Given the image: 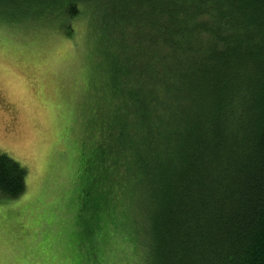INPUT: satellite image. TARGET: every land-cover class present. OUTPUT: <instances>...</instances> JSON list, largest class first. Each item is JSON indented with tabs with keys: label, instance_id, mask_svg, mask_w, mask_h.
Wrapping results in <instances>:
<instances>
[{
	"label": "trees",
	"instance_id": "obj_1",
	"mask_svg": "<svg viewBox=\"0 0 264 264\" xmlns=\"http://www.w3.org/2000/svg\"><path fill=\"white\" fill-rule=\"evenodd\" d=\"M0 16L68 37L89 21L111 117L88 120L90 150L108 139L82 195L89 237L123 188L147 264H264V0H0ZM26 175L0 153L2 196Z\"/></svg>",
	"mask_w": 264,
	"mask_h": 264
},
{
	"label": "rangeland",
	"instance_id": "obj_2",
	"mask_svg": "<svg viewBox=\"0 0 264 264\" xmlns=\"http://www.w3.org/2000/svg\"><path fill=\"white\" fill-rule=\"evenodd\" d=\"M8 21L0 16V153L27 175L18 199L0 194V264H147L141 226L123 188L118 198H101V230L88 236L85 215L92 212L81 205L82 195L97 174L98 157L108 155L105 128L90 150L91 110L101 111L99 126L111 121L101 80L106 70L98 47L90 51L88 19L75 20L69 37L58 22Z\"/></svg>",
	"mask_w": 264,
	"mask_h": 264
},
{
	"label": "crops",
	"instance_id": "obj_3",
	"mask_svg": "<svg viewBox=\"0 0 264 264\" xmlns=\"http://www.w3.org/2000/svg\"><path fill=\"white\" fill-rule=\"evenodd\" d=\"M24 192H25V189H24ZM24 192H23L22 194H24ZM22 194H21L20 196H22ZM20 196H19V197H20ZM19 197H18V198H19ZM18 198H16V199H18Z\"/></svg>",
	"mask_w": 264,
	"mask_h": 264
}]
</instances>
